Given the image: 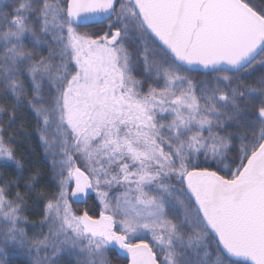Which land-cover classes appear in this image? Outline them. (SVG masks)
Here are the masks:
<instances>
[{"label":"snow or ice","instance_id":"6c2138e0","mask_svg":"<svg viewBox=\"0 0 264 264\" xmlns=\"http://www.w3.org/2000/svg\"><path fill=\"white\" fill-rule=\"evenodd\" d=\"M13 255L264 264V0H0V264Z\"/></svg>","mask_w":264,"mask_h":264},{"label":"trees","instance_id":"16d2710c","mask_svg":"<svg viewBox=\"0 0 264 264\" xmlns=\"http://www.w3.org/2000/svg\"><path fill=\"white\" fill-rule=\"evenodd\" d=\"M5 2L7 3H12V0H5ZM90 30V27L88 28H83L82 31H88ZM29 124L31 126L28 127V131L32 133V138H30L26 144L28 146H31L32 148V153H31V161L33 163L39 161L40 163L37 165L38 167H41L44 171H45V179L46 181H50L51 177H52V170H51V166L48 163V158L45 156L44 152H43V148L40 146L39 142H38V138H36L35 136V132H34V120L32 119V117H29ZM28 148L27 146H22L21 148V152L22 153H27ZM10 172V170H9ZM11 174V172H10ZM98 203V201H97ZM95 205L93 204L92 199H89L88 203H80V204H74V208L76 209H84V208H93ZM29 218L31 220H38L40 219V216L37 213H28ZM36 231H38L39 229H35ZM10 260L12 261V264H27V258L23 257V256H18V255H13L10 257ZM114 264H119V261H116L114 259Z\"/></svg>","mask_w":264,"mask_h":264}]
</instances>
